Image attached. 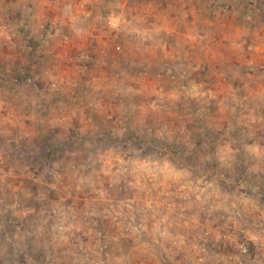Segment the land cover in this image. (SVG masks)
Wrapping results in <instances>:
<instances>
[{
    "label": "rangeland",
    "instance_id": "rangeland-1",
    "mask_svg": "<svg viewBox=\"0 0 264 264\" xmlns=\"http://www.w3.org/2000/svg\"><path fill=\"white\" fill-rule=\"evenodd\" d=\"M0 264H264V0H0Z\"/></svg>",
    "mask_w": 264,
    "mask_h": 264
},
{
    "label": "built area",
    "instance_id": "built-area-1",
    "mask_svg": "<svg viewBox=\"0 0 264 264\" xmlns=\"http://www.w3.org/2000/svg\"><path fill=\"white\" fill-rule=\"evenodd\" d=\"M108 26L110 29L115 30L118 28L119 26V17H112L109 21H108ZM253 242H257L256 238L252 239ZM240 253L241 254H246L248 252V249L245 245H240Z\"/></svg>",
    "mask_w": 264,
    "mask_h": 264
},
{
    "label": "crops",
    "instance_id": "crops-1",
    "mask_svg": "<svg viewBox=\"0 0 264 264\" xmlns=\"http://www.w3.org/2000/svg\"><path fill=\"white\" fill-rule=\"evenodd\" d=\"M43 1V0H42Z\"/></svg>",
    "mask_w": 264,
    "mask_h": 264
}]
</instances>
